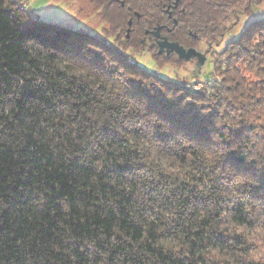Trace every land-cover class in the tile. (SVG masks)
<instances>
[{
  "label": "trees",
  "instance_id": "trees-1",
  "mask_svg": "<svg viewBox=\"0 0 264 264\" xmlns=\"http://www.w3.org/2000/svg\"><path fill=\"white\" fill-rule=\"evenodd\" d=\"M262 2L89 0L96 38L0 0V264H264V19L201 83L121 51L168 62L156 33L213 42Z\"/></svg>",
  "mask_w": 264,
  "mask_h": 264
},
{
  "label": "rangeland",
  "instance_id": "rangeland-1",
  "mask_svg": "<svg viewBox=\"0 0 264 264\" xmlns=\"http://www.w3.org/2000/svg\"><path fill=\"white\" fill-rule=\"evenodd\" d=\"M25 5L24 11L31 18L55 24L74 32H85L101 38L107 28L96 14V9L89 0H21ZM254 19H264V2L253 5L249 15L241 14L238 21L224 31L218 40L203 41L195 47H184L174 41L156 33V41L160 51L168 62L158 63L145 50L126 48L123 51L129 62H133L143 69L171 81H193L217 78L213 74L212 52L221 51L226 43L237 38L245 25ZM108 42L112 43L109 37ZM204 79V80H203Z\"/></svg>",
  "mask_w": 264,
  "mask_h": 264
},
{
  "label": "snow or ice",
  "instance_id": "snow-or-ice-1",
  "mask_svg": "<svg viewBox=\"0 0 264 264\" xmlns=\"http://www.w3.org/2000/svg\"><path fill=\"white\" fill-rule=\"evenodd\" d=\"M4 101L2 99H0V104H2ZM145 154H147V152H145ZM213 163H215V161H213ZM205 172H207V169H205ZM197 175H199V173H197ZM229 179H231L233 181V185L234 187H236L237 189H239L244 183L245 180L243 179H237L235 175L229 174ZM204 187L207 188L209 187V183L208 181H204ZM156 204L159 206L160 209L165 210L167 217H174L179 215L181 212L184 211V207L181 205H173V200H172V194L171 192L169 193H165L162 194L160 199H158L156 201ZM195 209L194 208H189L188 211L189 213L193 212ZM157 217L159 218V220L162 223H165V228L170 230V226L167 224L166 222V218L165 215L161 214L160 211L157 212ZM224 219H226V217H224ZM162 235L167 234L165 229H161L160 230Z\"/></svg>",
  "mask_w": 264,
  "mask_h": 264
},
{
  "label": "built area",
  "instance_id": "built-area-1",
  "mask_svg": "<svg viewBox=\"0 0 264 264\" xmlns=\"http://www.w3.org/2000/svg\"><path fill=\"white\" fill-rule=\"evenodd\" d=\"M17 1L22 9H25V5L21 2V0H14ZM213 80H209V83H212Z\"/></svg>",
  "mask_w": 264,
  "mask_h": 264
}]
</instances>
